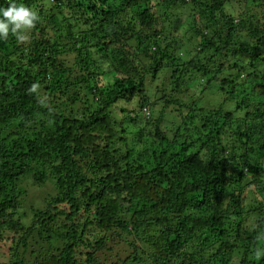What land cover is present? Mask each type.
Instances as JSON below:
<instances>
[{
    "label": "trees",
    "instance_id": "1",
    "mask_svg": "<svg viewBox=\"0 0 264 264\" xmlns=\"http://www.w3.org/2000/svg\"><path fill=\"white\" fill-rule=\"evenodd\" d=\"M227 1L0 0L39 15L0 38V264H101L115 234L112 264H264V11ZM196 85L219 106L177 99ZM29 179L55 195L28 223Z\"/></svg>",
    "mask_w": 264,
    "mask_h": 264
},
{
    "label": "rangeland",
    "instance_id": "2",
    "mask_svg": "<svg viewBox=\"0 0 264 264\" xmlns=\"http://www.w3.org/2000/svg\"><path fill=\"white\" fill-rule=\"evenodd\" d=\"M227 14L232 15L235 18L240 17L242 14H249L250 12H263L264 8H259L255 6L253 3H257L255 0H228L227 1ZM252 2V3H251ZM186 19V16L183 17V20ZM29 37L28 31L24 33ZM113 75H110L107 78V83L111 82ZM172 76L171 75H164V73H160L157 79L150 80L147 84V89H149V93L153 97L152 101L155 100L161 101L162 98V85L164 82H168L169 88H171L172 83ZM204 87L196 85L193 89H188L184 91L180 95L177 96L178 100H182L186 106H190L193 102L198 103L201 108H217L221 103V97L215 91H205L204 93L202 90ZM154 97H156L154 99ZM225 97V96H224ZM123 107L127 108L129 112H131L130 105L123 104ZM121 106V107H122ZM174 106H169L164 112V123L163 129L168 131L171 127V123H178L180 119L178 117V112H173ZM151 109V108H150ZM162 110V103L156 104L151 113L153 112L154 116L156 117L160 114ZM187 110L184 111L186 113ZM152 114V116H153ZM133 116V113L131 114ZM151 129H149L150 131ZM24 189L27 191L26 195L22 200V211L21 214L26 217L24 220L25 222H30L32 217L34 216L37 210L43 209L47 205V200L50 199L51 196L55 195V188L53 184L48 182L45 186H37L33 183V180L29 179L26 180L23 184ZM248 201V200H247ZM98 237H100L99 232H95ZM6 238H11L12 236L5 235ZM92 240V237L89 236ZM129 241L131 238L128 239ZM129 241L125 239H121L116 236H111L107 242V244L103 247V250L97 255L98 259L101 264H112L117 262L118 259L123 260L128 257L132 249L129 246ZM12 244L11 240H0V254L4 256L10 255Z\"/></svg>",
    "mask_w": 264,
    "mask_h": 264
},
{
    "label": "clouds",
    "instance_id": "3",
    "mask_svg": "<svg viewBox=\"0 0 264 264\" xmlns=\"http://www.w3.org/2000/svg\"><path fill=\"white\" fill-rule=\"evenodd\" d=\"M0 38L7 39L11 32L19 42H27L29 37L24 33L35 27L39 15L24 4L10 2L6 8H0ZM38 84H33L30 92L38 89ZM151 116V110H146Z\"/></svg>",
    "mask_w": 264,
    "mask_h": 264
}]
</instances>
